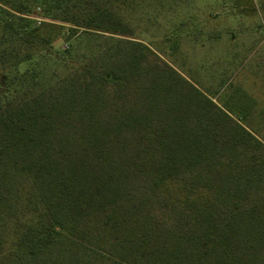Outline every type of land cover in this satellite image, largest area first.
Listing matches in <instances>:
<instances>
[{"label":"trees","instance_id":"trees-1","mask_svg":"<svg viewBox=\"0 0 264 264\" xmlns=\"http://www.w3.org/2000/svg\"><path fill=\"white\" fill-rule=\"evenodd\" d=\"M139 2L0 0V205L32 200L0 212V226L11 223L12 249L27 255L57 235L102 264H264V192L252 185L264 142L246 93L218 106L185 79L153 81L133 50L100 68L60 60L46 80L54 39L125 35L121 10Z\"/></svg>","mask_w":264,"mask_h":264},{"label":"rangeland","instance_id":"rangeland-1","mask_svg":"<svg viewBox=\"0 0 264 264\" xmlns=\"http://www.w3.org/2000/svg\"><path fill=\"white\" fill-rule=\"evenodd\" d=\"M166 1L140 0L139 10L122 9L130 19L125 35L78 29L70 41L62 42L57 37L48 50L49 56L57 57V66L48 68L46 80L60 72V60L69 61L75 70L79 63L100 68L123 58L130 50L142 52L153 81L185 79L218 106L236 88L246 93L253 100L249 121L264 142V0H179L172 5ZM38 11L33 14L37 20L62 23ZM126 39L143 45L130 46L123 42ZM158 155L155 147L149 170ZM252 185L259 193L264 192V175L252 178ZM0 193L2 197L8 192L0 185ZM9 193L11 198H19L14 190ZM30 201L24 206L25 199L21 197V205H0V212L5 213L4 218L10 212H24L31 207ZM11 234V223L0 226V264H102L88 244L57 235L43 253L27 255L12 249Z\"/></svg>","mask_w":264,"mask_h":264}]
</instances>
